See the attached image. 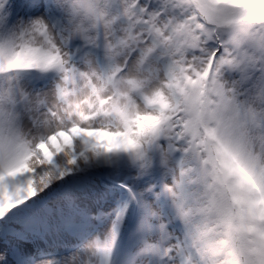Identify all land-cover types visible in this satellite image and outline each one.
<instances>
[{
    "label": "snow or ice",
    "instance_id": "obj_1",
    "mask_svg": "<svg viewBox=\"0 0 264 264\" xmlns=\"http://www.w3.org/2000/svg\"><path fill=\"white\" fill-rule=\"evenodd\" d=\"M0 264H264V0H0Z\"/></svg>",
    "mask_w": 264,
    "mask_h": 264
},
{
    "label": "rangeland",
    "instance_id": "obj_2",
    "mask_svg": "<svg viewBox=\"0 0 264 264\" xmlns=\"http://www.w3.org/2000/svg\"><path fill=\"white\" fill-rule=\"evenodd\" d=\"M231 74L229 73V74H226V78H227V76H230Z\"/></svg>",
    "mask_w": 264,
    "mask_h": 264
}]
</instances>
